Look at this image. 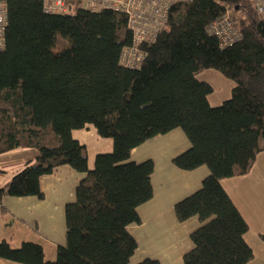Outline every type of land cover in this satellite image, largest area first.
<instances>
[{
	"label": "trees",
	"instance_id": "trees-1",
	"mask_svg": "<svg viewBox=\"0 0 264 264\" xmlns=\"http://www.w3.org/2000/svg\"><path fill=\"white\" fill-rule=\"evenodd\" d=\"M7 10L0 51V155L39 152L0 188L4 197L44 198L42 177L69 167L84 177L65 207L66 244L55 261L41 245L14 248L0 241V259L18 264H131L137 242L129 227L152 199L154 162L130 160L152 138L182 129L190 148L176 156L184 171L206 166L201 188L174 206L176 218H198L184 264H249V231L224 179L248 175L264 152V18L254 0H193L175 5L155 42L141 48L140 68L120 63L133 39L124 14L91 11L66 0L67 13L47 14L43 0H0ZM229 13L240 40L223 47L208 32ZM214 70L234 82L231 99L210 105ZM93 129L113 150L89 167L87 149L73 137ZM264 241V231L259 234ZM138 264H160L146 259Z\"/></svg>",
	"mask_w": 264,
	"mask_h": 264
},
{
	"label": "crops",
	"instance_id": "crops-1",
	"mask_svg": "<svg viewBox=\"0 0 264 264\" xmlns=\"http://www.w3.org/2000/svg\"><path fill=\"white\" fill-rule=\"evenodd\" d=\"M83 133L94 141L105 143L93 129L74 132L73 137L86 149H89V144ZM106 141V152L110 153L113 142ZM189 148L190 142L184 131L175 129L150 139L132 151L130 160L135 163L152 160L154 173L152 199L138 208L141 223L129 227V232L137 242L131 264L146 259L156 260L160 264H184L185 254L193 249L190 235L200 227V221L193 217L179 222L174 206L201 188L203 180L209 175V169L202 166L184 171L174 165V158ZM261 154L248 175L221 182L248 223L249 231L245 240L254 252V259L249 264H264V241L259 238V234L264 231V201L255 197L262 175V167L258 164ZM38 155L39 152L33 148H20L1 154L0 188L9 183L27 162L35 161ZM88 162L89 167L93 168L94 160L90 155ZM83 177L84 174L69 167H60L53 174L41 178L43 199L4 197L0 203V241L6 240L12 247L18 248L22 241L31 240L43 247L45 259L47 248L52 249L50 253L53 258L58 247L66 244L65 207L75 201L76 187ZM0 264L18 263L0 259Z\"/></svg>",
	"mask_w": 264,
	"mask_h": 264
},
{
	"label": "built area",
	"instance_id": "built-area-1",
	"mask_svg": "<svg viewBox=\"0 0 264 264\" xmlns=\"http://www.w3.org/2000/svg\"><path fill=\"white\" fill-rule=\"evenodd\" d=\"M193 0H84L85 7L91 11L108 10L124 14L132 34V45L123 48L120 63L125 68H140L145 53L142 46L156 41L165 28L171 9L181 3ZM258 13L264 18V0H254ZM43 9L47 14L67 13L66 0H43ZM7 28L6 5L0 2V51L5 47ZM208 32L216 36L223 47L240 40L232 16L227 13L208 27Z\"/></svg>",
	"mask_w": 264,
	"mask_h": 264
},
{
	"label": "rangeland",
	"instance_id": "rangeland-1",
	"mask_svg": "<svg viewBox=\"0 0 264 264\" xmlns=\"http://www.w3.org/2000/svg\"><path fill=\"white\" fill-rule=\"evenodd\" d=\"M199 79L201 81L209 83L213 88V92L209 96L210 105L212 107H218L222 105L225 101L231 99L232 87L234 86V82L232 80L227 79L226 77L222 76L220 73L214 70H207L201 73L199 76ZM83 137L84 139H87V143L89 144V149H87V155H90V157L94 161H95V156L97 155V153L98 154L99 153L100 154L109 153V152H106L105 145L107 144L106 142H108L106 140H111V139H103L105 140V143H100L98 140L94 141L91 136H87L84 133H83ZM261 156L262 157H260L258 164H259V167H262L260 171L262 172V175L260 178L261 181L258 184L259 186L257 190L255 191V197L259 201H264V152L261 154ZM260 172H259V175H260ZM27 242H32V241L29 240ZM22 243L23 241L20 243L19 246H21ZM32 243H35V242H32ZM50 251L52 252V249L48 247L46 259L49 261L50 260L55 261L57 257V250H56L55 256L53 255V258H51Z\"/></svg>",
	"mask_w": 264,
	"mask_h": 264
}]
</instances>
